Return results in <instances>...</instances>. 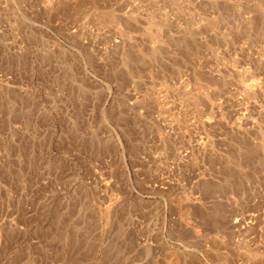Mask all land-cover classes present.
<instances>
[{
  "label": "rangeland",
  "instance_id": "1",
  "mask_svg": "<svg viewBox=\"0 0 264 264\" xmlns=\"http://www.w3.org/2000/svg\"><path fill=\"white\" fill-rule=\"evenodd\" d=\"M0 264H264V0H0Z\"/></svg>",
  "mask_w": 264,
  "mask_h": 264
}]
</instances>
